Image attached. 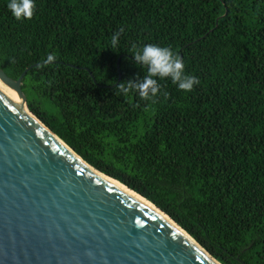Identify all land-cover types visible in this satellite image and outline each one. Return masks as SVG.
Returning a JSON list of instances; mask_svg holds the SVG:
<instances>
[{"label": "trees", "instance_id": "1", "mask_svg": "<svg viewBox=\"0 0 264 264\" xmlns=\"http://www.w3.org/2000/svg\"><path fill=\"white\" fill-rule=\"evenodd\" d=\"M9 2L0 69L27 70V109L219 264H264V0H35L22 20ZM133 44L170 47L199 83L157 78L155 102L117 94L147 74Z\"/></svg>", "mask_w": 264, "mask_h": 264}, {"label": "water", "instance_id": "2", "mask_svg": "<svg viewBox=\"0 0 264 264\" xmlns=\"http://www.w3.org/2000/svg\"><path fill=\"white\" fill-rule=\"evenodd\" d=\"M26 71L13 80L0 69L27 110L0 90V264H219L168 214L41 123L21 91Z\"/></svg>", "mask_w": 264, "mask_h": 264}, {"label": "clouds", "instance_id": "3", "mask_svg": "<svg viewBox=\"0 0 264 264\" xmlns=\"http://www.w3.org/2000/svg\"><path fill=\"white\" fill-rule=\"evenodd\" d=\"M7 7L15 19L22 20L33 17L36 5L35 0H10ZM122 32L123 29H120L113 34L111 38L112 48H116L118 45L119 36ZM132 57L135 62L147 67V74L142 80L129 79L119 83L116 86L117 94L128 95L131 92H138L142 99L155 102L154 98L160 91L157 78H170L183 91H191L193 86L199 83L195 76L185 74L183 61L170 47L146 44L142 48H138L133 44ZM55 59L56 56L49 54L43 62L44 66Z\"/></svg>", "mask_w": 264, "mask_h": 264}, {"label": "bare ground", "instance_id": "4", "mask_svg": "<svg viewBox=\"0 0 264 264\" xmlns=\"http://www.w3.org/2000/svg\"><path fill=\"white\" fill-rule=\"evenodd\" d=\"M0 90H2L8 97H10L12 99V101L17 104L21 109H23L24 111L26 110V107L24 105V102L22 100V97L19 94H16L12 89H10L9 87H7L6 85H4L1 81H0ZM28 113V112H26ZM47 132V131H46ZM52 138H54L56 141H58L61 145H63L66 149H68L64 144L61 143V141L59 139H57L53 134L48 133ZM69 150V149H68ZM70 151V150H69ZM71 152V151H70Z\"/></svg>", "mask_w": 264, "mask_h": 264}, {"label": "rangeland", "instance_id": "5", "mask_svg": "<svg viewBox=\"0 0 264 264\" xmlns=\"http://www.w3.org/2000/svg\"><path fill=\"white\" fill-rule=\"evenodd\" d=\"M215 260V259H214ZM216 261V260H215ZM217 262V261H216ZM218 263V262H217Z\"/></svg>", "mask_w": 264, "mask_h": 264}]
</instances>
